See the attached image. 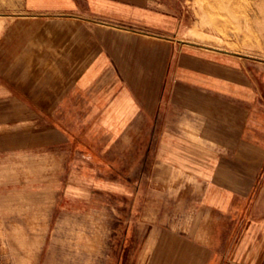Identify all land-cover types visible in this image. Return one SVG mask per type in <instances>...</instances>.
I'll list each match as a JSON object with an SVG mask.
<instances>
[{"label":"crops","instance_id":"1","mask_svg":"<svg viewBox=\"0 0 264 264\" xmlns=\"http://www.w3.org/2000/svg\"><path fill=\"white\" fill-rule=\"evenodd\" d=\"M180 35L162 0H0V152L105 169L154 264H264V62Z\"/></svg>","mask_w":264,"mask_h":264},{"label":"rangeland","instance_id":"2","mask_svg":"<svg viewBox=\"0 0 264 264\" xmlns=\"http://www.w3.org/2000/svg\"><path fill=\"white\" fill-rule=\"evenodd\" d=\"M162 1L179 15L184 39L264 62V0ZM4 141L0 264H27L32 253L33 264H154L153 248L139 257L137 242L129 241L132 203L115 199L120 194L105 169L98 177L90 168H65L58 153L21 152Z\"/></svg>","mask_w":264,"mask_h":264},{"label":"bare ground","instance_id":"3","mask_svg":"<svg viewBox=\"0 0 264 264\" xmlns=\"http://www.w3.org/2000/svg\"><path fill=\"white\" fill-rule=\"evenodd\" d=\"M25 250V249H24Z\"/></svg>","mask_w":264,"mask_h":264}]
</instances>
